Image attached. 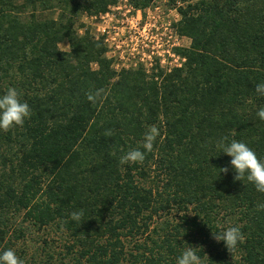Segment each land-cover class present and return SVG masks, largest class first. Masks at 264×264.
Wrapping results in <instances>:
<instances>
[{
	"label": "trees",
	"instance_id": "1",
	"mask_svg": "<svg viewBox=\"0 0 264 264\" xmlns=\"http://www.w3.org/2000/svg\"><path fill=\"white\" fill-rule=\"evenodd\" d=\"M117 1L0 0V95L16 88L32 110L22 127L0 131V254L12 249L24 264H176L190 245L202 264H264V193L235 181L217 147L234 139L264 161L255 92L264 0H179L173 27L189 40L174 48L181 63L148 72L115 68L103 37L81 23ZM99 89L92 104L86 93ZM152 125L161 133L153 150L120 165ZM79 210L82 220H71ZM52 226L62 253L45 238L24 248L26 234ZM233 226L245 239L229 252L212 232Z\"/></svg>",
	"mask_w": 264,
	"mask_h": 264
},
{
	"label": "rangeland",
	"instance_id": "2",
	"mask_svg": "<svg viewBox=\"0 0 264 264\" xmlns=\"http://www.w3.org/2000/svg\"><path fill=\"white\" fill-rule=\"evenodd\" d=\"M180 4L179 0H152L147 7L134 9L125 0H119L103 14L82 16L81 23L96 37H103L106 55L112 59L115 68L141 67L148 72L150 66L157 64L168 70L179 66L182 60L174 48L187 46L189 42L173 27L178 19L174 5ZM58 46L64 50L67 43ZM62 237L53 226L38 233L31 232L26 234L24 248L39 245L40 238H45L51 247L48 252L62 253ZM15 247H23L20 240ZM36 255L37 261L44 258V252L39 248Z\"/></svg>",
	"mask_w": 264,
	"mask_h": 264
},
{
	"label": "clouds",
	"instance_id": "3",
	"mask_svg": "<svg viewBox=\"0 0 264 264\" xmlns=\"http://www.w3.org/2000/svg\"><path fill=\"white\" fill-rule=\"evenodd\" d=\"M102 89L86 93V98L92 104H96L102 98ZM255 92L264 97V82L256 85ZM20 93L16 88L9 87L5 94L0 95V131L8 132L14 127H22L27 118L32 115V110L27 102H22ZM257 117L264 121V107H261ZM111 136V130L104 133ZM160 130L156 125L150 126L144 133L143 142L139 148L131 149L119 158V164L142 163L145 155L153 150L154 142L160 136ZM227 137H224L217 147L220 153L231 157L230 166L235 172L233 179L235 181L246 180L252 184L259 193H264V161L260 160L256 153L245 143L232 140L226 143ZM143 149V151L141 150ZM115 154V153H112ZM219 172L228 173L229 168H220ZM258 210H264V204H259ZM84 215L83 210L70 213V219L80 222ZM213 239L217 242L223 241L224 246L230 252L235 250L238 243H243L245 237L238 226L229 227L220 232H212ZM196 249L189 245L177 258L176 264H202L200 256L196 254ZM200 249V248H199ZM0 264H24L14 250L8 249L0 254Z\"/></svg>",
	"mask_w": 264,
	"mask_h": 264
}]
</instances>
